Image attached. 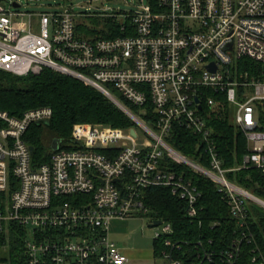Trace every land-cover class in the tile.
Listing matches in <instances>:
<instances>
[{"label": "built area", "instance_id": "built-area-1", "mask_svg": "<svg viewBox=\"0 0 264 264\" xmlns=\"http://www.w3.org/2000/svg\"><path fill=\"white\" fill-rule=\"evenodd\" d=\"M3 2L0 71L27 77L51 70L78 79L134 124H76L68 145L61 141L39 163L27 137L33 125L51 121L53 110L35 108L20 118L0 110V234L15 224L24 228L28 264H128L109 239V225L146 215L143 193L153 187L169 188L187 202L188 217L197 218L202 193L170 163L212 180L241 227L250 203L264 208V196L227 176L256 169L264 181V0H159L155 7L111 13L64 7L28 12L20 1L10 8ZM88 17L114 18L121 35L85 37L78 19ZM223 101L248 148L232 169L224 167L211 126ZM176 129L199 139L207 165L170 144ZM160 227L155 239L166 248L163 264H183L172 224L162 221ZM52 231L56 238L39 240L38 234ZM246 237L235 240L222 260L236 264ZM214 257L205 252L192 264Z\"/></svg>", "mask_w": 264, "mask_h": 264}, {"label": "trees", "instance_id": "trees-1", "mask_svg": "<svg viewBox=\"0 0 264 264\" xmlns=\"http://www.w3.org/2000/svg\"><path fill=\"white\" fill-rule=\"evenodd\" d=\"M158 1L148 0V3L155 7ZM80 19L82 18L78 19L79 32L90 39L111 38L120 34L119 23L114 18L92 17L89 18V24L81 23ZM222 104L218 107L219 112L214 113L215 118L211 126L215 129L224 167L232 169L241 165L248 148L246 139L229 119L226 102L223 101ZM41 107L53 110L50 124L33 125L27 137L30 145L34 147V157L39 163L48 161L55 139L62 142L70 141L76 124L104 125L120 129L134 126L131 119L110 99L78 79L51 70L27 77L0 71L1 111L20 118L26 111ZM169 142L176 150L208 164L204 146L200 145L199 139L189 132L176 129ZM169 166L178 172H184L186 178L202 193L199 202L202 210L197 218L190 219L187 215V202L174 196L169 188L153 187L144 190L143 198L148 208V213L144 216L151 221L162 220L172 224L174 229L172 240L181 243L176 257L182 260L183 264H192L200 261L207 252L215 256L209 264H228L222 260V253L232 248L235 240L243 238L246 234V239L240 245L241 254L236 264L264 262V208L250 203L247 222L241 227L230 214L227 200L212 180L194 173L186 166L174 163H170ZM227 176L254 195L264 196V181L258 170L243 169L230 172ZM54 233L57 232H49L46 236L38 234L39 240L54 239L57 236ZM26 240L24 228L16 224L1 233L0 248L8 247L9 253L8 257H0V264H28ZM199 242L202 246H198ZM165 249L163 241L156 240L157 258L162 257ZM254 257L257 258L256 262H253ZM43 264L51 263L45 260Z\"/></svg>", "mask_w": 264, "mask_h": 264}, {"label": "rangeland", "instance_id": "rangeland-1", "mask_svg": "<svg viewBox=\"0 0 264 264\" xmlns=\"http://www.w3.org/2000/svg\"><path fill=\"white\" fill-rule=\"evenodd\" d=\"M4 1L5 2H3L2 4L7 8H10L12 6L11 4L12 1H20L23 4L22 10L28 12L55 11L60 7L72 8L75 13L85 12L86 9H90L93 12H97V11L99 12L108 11L110 13L120 12V11L130 12V11L140 10L139 6L148 5V0H4ZM89 18H85V19L82 18L80 19V22L89 24ZM117 97L120 98L118 95ZM128 106L132 108L130 105ZM67 145L68 142L63 143V147H66ZM182 154L188 157L184 153ZM125 222L126 223H124L123 225L118 224L117 222L112 225L111 230L109 231L110 241L114 242L118 247L125 249L133 248L135 250H138L139 248H143V247L145 249L146 248L152 249L155 234L157 232H160L162 230V227L160 228L150 227L151 224L150 218H148L147 216H136ZM8 253H9L8 247L0 248V257H6V256L8 257ZM4 264H8V263H4ZM155 264H162V262L158 261Z\"/></svg>", "mask_w": 264, "mask_h": 264}, {"label": "crops", "instance_id": "crops-1", "mask_svg": "<svg viewBox=\"0 0 264 264\" xmlns=\"http://www.w3.org/2000/svg\"><path fill=\"white\" fill-rule=\"evenodd\" d=\"M136 217V216H135ZM134 218V217H133ZM131 219V218H130ZM130 219H113L110 222L109 225V231L111 230V227L114 223H118L123 225L126 223L125 221L130 220ZM156 221V220H155ZM162 221V220H161ZM154 221L150 220V223H153ZM160 226V225H159ZM158 227V226H157ZM155 243L156 239L154 238L153 240V246L151 248H139L138 250H135L133 248L130 249H125L118 247L124 254H126L130 258V262L128 264H155L158 261H161L163 264V259L162 257L157 258L156 252H155Z\"/></svg>", "mask_w": 264, "mask_h": 264}, {"label": "water", "instance_id": "water-1", "mask_svg": "<svg viewBox=\"0 0 264 264\" xmlns=\"http://www.w3.org/2000/svg\"><path fill=\"white\" fill-rule=\"evenodd\" d=\"M15 7H19V5L17 3L14 4ZM46 124H50L49 121L46 122ZM61 140L59 139H55L52 143V149L53 150H57L59 148V144H60ZM30 150L33 152L34 151V147H31ZM162 221L161 220H156L153 223L150 224V227H157L159 225H161Z\"/></svg>", "mask_w": 264, "mask_h": 264}]
</instances>
